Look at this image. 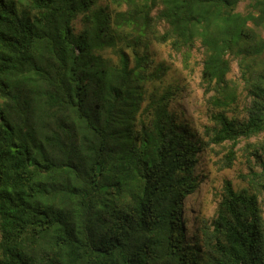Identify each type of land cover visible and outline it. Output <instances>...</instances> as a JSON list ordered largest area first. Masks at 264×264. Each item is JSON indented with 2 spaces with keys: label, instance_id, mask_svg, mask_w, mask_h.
I'll list each match as a JSON object with an SVG mask.
<instances>
[{
  "label": "trees",
  "instance_id": "obj_1",
  "mask_svg": "<svg viewBox=\"0 0 264 264\" xmlns=\"http://www.w3.org/2000/svg\"><path fill=\"white\" fill-rule=\"evenodd\" d=\"M113 1L0 0V264H264V139L248 185L192 237L184 219L204 147L231 167L264 133V0ZM153 43L201 50L203 137Z\"/></svg>",
  "mask_w": 264,
  "mask_h": 264
},
{
  "label": "rangeland",
  "instance_id": "obj_2",
  "mask_svg": "<svg viewBox=\"0 0 264 264\" xmlns=\"http://www.w3.org/2000/svg\"><path fill=\"white\" fill-rule=\"evenodd\" d=\"M248 1L243 0L239 4V10L244 11ZM96 6H103L111 11L124 8V6L119 7L113 0H97ZM80 26L81 23L78 20L77 27ZM260 31L264 36V26L260 28ZM151 47L153 64H162L166 70L159 81L160 87L162 89L171 88L175 92L170 102L171 109L176 111L181 119L187 121L189 126L203 137V126L209 120L204 89L200 82L203 59L201 50L196 47L188 60H184L179 53L171 49L169 44L153 43ZM107 55L116 58V54L113 52H107ZM238 75V66L234 62L230 76L237 79ZM236 104L235 112L242 115L246 104L244 94ZM263 139L264 133L253 136L249 140H241L236 145V158L231 167L225 166L226 147L215 144L204 147L195 169L199 178L197 188L186 197L184 204L187 237H192L193 233L198 231L205 221L210 222L215 216L227 181H230L234 188H242L248 185L244 176L251 169L257 171L262 169L259 163V154L249 142ZM261 199L264 208V196Z\"/></svg>",
  "mask_w": 264,
  "mask_h": 264
}]
</instances>
